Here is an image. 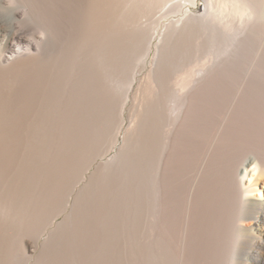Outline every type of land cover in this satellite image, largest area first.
<instances>
[{"label": "bare ground", "instance_id": "obj_1", "mask_svg": "<svg viewBox=\"0 0 264 264\" xmlns=\"http://www.w3.org/2000/svg\"><path fill=\"white\" fill-rule=\"evenodd\" d=\"M99 2L100 9L120 5ZM163 4L184 12L168 24L173 27L169 31L180 33L195 25L210 30L216 57L213 73L181 76L168 86L152 89L149 215L139 223L129 264H255L257 257L264 260V197L259 196L264 188V0ZM197 5L199 10L193 12ZM4 10L0 28L11 32L10 39L20 36L19 10ZM153 37L147 39L131 74L121 117ZM16 49L15 53L22 52ZM3 55L0 264H9L8 254L16 241L26 264L60 263L57 256L64 242L70 245L69 221L75 206L70 197L74 137L67 127L60 135L59 104L48 99L49 90L42 87L37 72L41 60L15 64L12 59L8 64ZM211 85L231 99L220 98L224 105L219 106L205 93ZM249 167L252 173L248 174ZM67 192L64 208L71 212L61 224L57 220L60 198ZM28 236H36L37 242Z\"/></svg>", "mask_w": 264, "mask_h": 264}, {"label": "rangeland", "instance_id": "obj_2", "mask_svg": "<svg viewBox=\"0 0 264 264\" xmlns=\"http://www.w3.org/2000/svg\"><path fill=\"white\" fill-rule=\"evenodd\" d=\"M99 1L0 0L1 12L5 7L19 10L17 24L23 28L12 39L9 30L0 28L4 63L41 60L37 72L49 90L48 99L59 104L60 135L67 127L74 137L70 245L64 242L57 256L62 260L56 264L131 263L139 223L149 215L152 89L181 76L214 71L213 33L195 25L173 34L168 24L184 12L165 7L168 0H111L121 6L107 9L98 8ZM191 9L197 12L199 6ZM152 35L151 50L136 73L121 117L131 74ZM16 48L22 52L15 53ZM207 87L206 95L219 106L231 99L215 85ZM68 195L60 198L61 224L71 212L64 208ZM259 196L264 197V188ZM28 239L37 242L36 236ZM13 245L8 263L26 264L18 242ZM256 259L255 264H264Z\"/></svg>", "mask_w": 264, "mask_h": 264}]
</instances>
